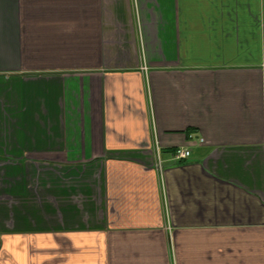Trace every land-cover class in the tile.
<instances>
[{
    "label": "crops",
    "instance_id": "0c3cea01",
    "mask_svg": "<svg viewBox=\"0 0 264 264\" xmlns=\"http://www.w3.org/2000/svg\"><path fill=\"white\" fill-rule=\"evenodd\" d=\"M0 264H264V0H0Z\"/></svg>",
    "mask_w": 264,
    "mask_h": 264
},
{
    "label": "built area",
    "instance_id": "2783aa9c",
    "mask_svg": "<svg viewBox=\"0 0 264 264\" xmlns=\"http://www.w3.org/2000/svg\"><path fill=\"white\" fill-rule=\"evenodd\" d=\"M173 157L177 161L186 160L190 157V150L185 148H179L174 151Z\"/></svg>",
    "mask_w": 264,
    "mask_h": 264
}]
</instances>
